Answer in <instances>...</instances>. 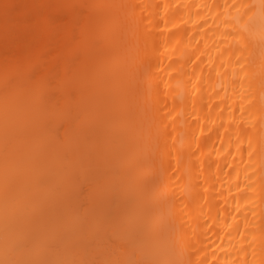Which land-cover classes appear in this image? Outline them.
<instances>
[{"label":"bare ground","instance_id":"obj_1","mask_svg":"<svg viewBox=\"0 0 264 264\" xmlns=\"http://www.w3.org/2000/svg\"><path fill=\"white\" fill-rule=\"evenodd\" d=\"M262 3L0 0V264H264Z\"/></svg>","mask_w":264,"mask_h":264},{"label":"snow or ice","instance_id":"obj_2","mask_svg":"<svg viewBox=\"0 0 264 264\" xmlns=\"http://www.w3.org/2000/svg\"><path fill=\"white\" fill-rule=\"evenodd\" d=\"M14 6L12 5H9V4H5L4 5V9H5V13L7 14L8 11L10 9H12ZM234 7H236V10H237V13L243 17V16H247L248 19L247 21L244 22V24L242 25V27H244L245 29L248 28V25L250 22L253 21V15H250L249 13L251 12V6L249 5H245V4H240V5H234ZM261 8L262 10H264V3H262L261 5ZM45 23H53V21L51 20V18H48L47 20L44 21ZM260 27H261V32H262V35H264V11H262V15H261V19H260ZM30 30V22L28 20H21L19 21V27H18V31L21 33V34H26L28 31ZM240 40L242 43H245V38L243 36V34L241 33L240 35ZM245 46L246 43H245ZM30 63V62H29ZM21 66L20 65H17V68L19 69ZM39 69H34L33 67H29L28 69V72H29V75L31 77H34L36 75V72H38ZM38 83L41 85V86H44L46 83L50 84L51 82H46L45 80H43V78H41ZM44 264H47V262H44Z\"/></svg>","mask_w":264,"mask_h":264}]
</instances>
